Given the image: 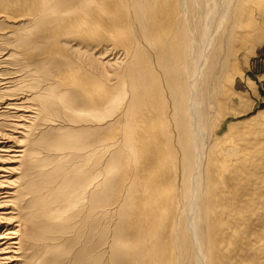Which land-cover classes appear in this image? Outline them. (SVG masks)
<instances>
[{
    "label": "bare ground",
    "instance_id": "1",
    "mask_svg": "<svg viewBox=\"0 0 264 264\" xmlns=\"http://www.w3.org/2000/svg\"><path fill=\"white\" fill-rule=\"evenodd\" d=\"M263 1L111 0L105 5L113 4L117 22L103 32L104 43L93 38L85 46L101 45V50L87 52L81 46L75 51L91 65L108 59L111 66L124 67L123 92L113 99L105 96L103 109L88 116L96 124L112 126L118 160L124 151L131 160L141 158L142 182L136 192H150L149 208L139 205V194L129 193L122 203L127 216L140 221L144 214L158 222L159 230L169 229L166 247L172 242L179 251L184 248L191 264H264V126L260 131L242 130L233 148L232 125L224 138L218 137L220 127L208 128L228 94L222 83L230 76H216L218 63L221 60V68L229 72L230 44L243 38L242 23L259 15ZM10 83L0 78V122L6 127L0 133V264H38L22 241L14 175L26 153L19 140L34 130L40 111L20 95L5 94ZM72 114L79 117L81 111ZM165 161L177 164L180 175V192L171 197L168 184L174 175L154 171ZM125 175L118 179L121 185ZM61 214L49 210L34 216L55 221ZM218 231L224 246L220 249L211 242ZM187 240L191 250L183 246Z\"/></svg>",
    "mask_w": 264,
    "mask_h": 264
},
{
    "label": "rangeland",
    "instance_id": "2",
    "mask_svg": "<svg viewBox=\"0 0 264 264\" xmlns=\"http://www.w3.org/2000/svg\"><path fill=\"white\" fill-rule=\"evenodd\" d=\"M109 1L0 0V78L11 82L4 93L20 95L40 111L34 130L19 140L26 153L14 175L23 220L21 237L29 245L25 251L38 264H177V258L180 264H191L184 248L179 251L172 242L166 247L169 229L159 230L158 222L144 214L140 221L127 216L122 203L129 193L139 194V205L149 208L150 192H136L142 182L141 158L131 160L124 151L123 160H118L117 138H111L113 120L109 129L88 116L103 109L105 96L113 99L122 93L126 81L124 67L111 66L108 59L91 65L75 53L81 46L87 52L101 50V45L85 46L93 38L104 43L103 32L117 22L113 4L105 5ZM258 13L252 18L255 24L242 23L239 43L230 44L229 72L221 68L220 60L216 73L221 80L229 73L230 80L222 83L228 94L225 101L220 97L221 112L210 117L208 128L220 127L218 137L224 138L232 125L236 133L232 148L242 138V130L260 131L264 126V1ZM72 110L81 115L74 117ZM5 128L0 122V133ZM176 166L165 161L154 169L174 175L169 197L180 192ZM123 174L121 185L118 179ZM49 210L62 214L55 221L34 216ZM219 231L211 240L217 249L224 247L219 244ZM183 246L191 250L188 240Z\"/></svg>",
    "mask_w": 264,
    "mask_h": 264
}]
</instances>
